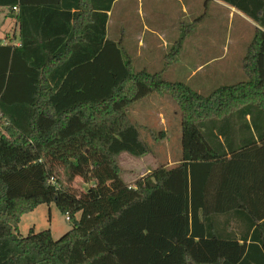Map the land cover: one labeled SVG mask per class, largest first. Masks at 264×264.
Instances as JSON below:
<instances>
[{
	"label": "trees",
	"instance_id": "1",
	"mask_svg": "<svg viewBox=\"0 0 264 264\" xmlns=\"http://www.w3.org/2000/svg\"><path fill=\"white\" fill-rule=\"evenodd\" d=\"M116 1L0 0L21 28L19 47L0 43V264H264V137H242L258 131L254 111L264 119V0L254 12L226 0L260 29L246 79L209 94L133 73L106 40ZM73 9L91 14L84 45ZM165 94L181 111L177 163L129 185L118 158L153 150L131 110ZM44 205L71 224L59 240L20 233Z\"/></svg>",
	"mask_w": 264,
	"mask_h": 264
},
{
	"label": "crops",
	"instance_id": "2",
	"mask_svg": "<svg viewBox=\"0 0 264 264\" xmlns=\"http://www.w3.org/2000/svg\"><path fill=\"white\" fill-rule=\"evenodd\" d=\"M232 1L250 12L259 5L258 0ZM136 8L140 21L133 16ZM71 13L76 15L69 24L75 28V42L84 45L91 14L79 9ZM17 14L0 7L2 45L21 44ZM259 29L245 10L226 0H118L108 12L106 40L121 47L133 73H161L167 82L184 83L199 94H209L246 79L243 60ZM172 48L180 53L175 61L167 59ZM154 100L160 103L159 98ZM254 118L258 131L252 128L253 135L242 137L259 146L264 119L255 111ZM250 120L252 116H247L246 121Z\"/></svg>",
	"mask_w": 264,
	"mask_h": 264
},
{
	"label": "rangeland",
	"instance_id": "3",
	"mask_svg": "<svg viewBox=\"0 0 264 264\" xmlns=\"http://www.w3.org/2000/svg\"><path fill=\"white\" fill-rule=\"evenodd\" d=\"M136 10L133 16L137 21L139 20L138 8ZM175 49L172 48L173 51ZM150 99L146 100L148 102L145 106L144 104L134 106L131 112L141 125L143 135L149 137V143L153 148L152 153L140 158L122 154L118 158L121 176L126 183L132 186L138 180L150 176L160 166H174L180 152L179 128L176 125L177 120L181 118V111L177 102L169 94L159 96L160 103L158 104L154 99ZM173 113H176V116ZM73 187L77 191L88 189V185L84 184L80 178L74 181ZM19 230L23 236H27L31 230L35 232L49 230L53 239L59 240L71 230V224L55 205H44L23 216Z\"/></svg>",
	"mask_w": 264,
	"mask_h": 264
},
{
	"label": "built area",
	"instance_id": "4",
	"mask_svg": "<svg viewBox=\"0 0 264 264\" xmlns=\"http://www.w3.org/2000/svg\"><path fill=\"white\" fill-rule=\"evenodd\" d=\"M14 10L16 11V10H17V8H14Z\"/></svg>",
	"mask_w": 264,
	"mask_h": 264
}]
</instances>
